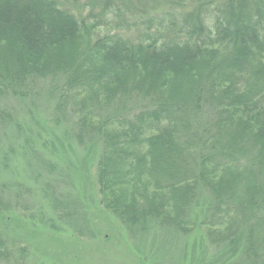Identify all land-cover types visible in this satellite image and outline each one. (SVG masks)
Masks as SVG:
<instances>
[{
  "label": "trees",
  "instance_id": "obj_1",
  "mask_svg": "<svg viewBox=\"0 0 264 264\" xmlns=\"http://www.w3.org/2000/svg\"><path fill=\"white\" fill-rule=\"evenodd\" d=\"M40 95L125 229L199 228L213 264H264V0H0V132ZM16 250L0 231V264Z\"/></svg>",
  "mask_w": 264,
  "mask_h": 264
},
{
  "label": "rangeland",
  "instance_id": "obj_2",
  "mask_svg": "<svg viewBox=\"0 0 264 264\" xmlns=\"http://www.w3.org/2000/svg\"><path fill=\"white\" fill-rule=\"evenodd\" d=\"M13 102L15 122L0 132V203L14 222L0 231L28 250L3 264H213L225 252L199 228L188 236L157 225L125 229L99 207L94 152L70 123H56V100ZM83 160L88 168L79 170Z\"/></svg>",
  "mask_w": 264,
  "mask_h": 264
}]
</instances>
